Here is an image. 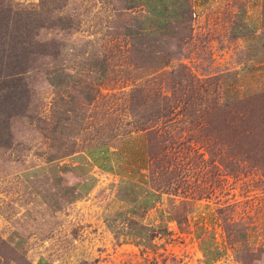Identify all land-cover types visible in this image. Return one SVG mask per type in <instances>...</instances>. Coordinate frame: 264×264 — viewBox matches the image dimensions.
Returning a JSON list of instances; mask_svg holds the SVG:
<instances>
[{"label":"rangeland","instance_id":"rangeland-1","mask_svg":"<svg viewBox=\"0 0 264 264\" xmlns=\"http://www.w3.org/2000/svg\"><path fill=\"white\" fill-rule=\"evenodd\" d=\"M194 1L0 0V264H264V0ZM137 132L147 208L55 164Z\"/></svg>","mask_w":264,"mask_h":264},{"label":"crops","instance_id":"crops-1","mask_svg":"<svg viewBox=\"0 0 264 264\" xmlns=\"http://www.w3.org/2000/svg\"><path fill=\"white\" fill-rule=\"evenodd\" d=\"M193 8H199L204 5V0H195ZM177 11V6L170 7L169 15ZM145 134L143 132L133 133L120 139L114 145H101L97 148L89 149L75 153L69 158L59 160L57 167L66 165L68 170L62 175L67 176L69 184L79 183L78 188L84 190L86 185H89L94 180V177L104 176L106 179H111L115 182V195L119 200V190H123L125 185H132V198L122 197L125 201H129L132 207L129 211H135L139 206L148 207L154 204L155 196L152 192L144 191L142 196L136 193L142 189L141 179L144 177V172L148 163V152ZM61 173V172H60ZM144 181V180H142ZM136 203V205H135ZM134 205V208H133ZM217 260L214 264H217ZM32 264H56L51 258L38 256L32 260Z\"/></svg>","mask_w":264,"mask_h":264},{"label":"trees","instance_id":"trees-1","mask_svg":"<svg viewBox=\"0 0 264 264\" xmlns=\"http://www.w3.org/2000/svg\"><path fill=\"white\" fill-rule=\"evenodd\" d=\"M172 15L180 16L178 10L175 11V13L172 14ZM27 28L30 31V28L29 27H27ZM27 28L24 27V29H27ZM27 33H28V31H25V32H22V33H19V34L26 35ZM23 35L21 37H23ZM0 40H6V39H0ZM21 40L23 41L24 39L20 38L18 41H21ZM5 52H6V50L4 51L3 54H5ZM9 55H13V54H9ZM1 64H2L1 66H5L4 71L0 72V74H1V86L3 87V89L4 88H12V90H13V87H16L17 84L23 80L22 77L19 74L22 72L21 69L22 70L23 69L27 70V68L29 67L28 63L26 61L24 62L23 60L22 61L20 60L19 64H18L19 67H20V71L6 68L7 61L6 62H2ZM17 95H19V96H17ZM26 95H27V91L25 90V86H22L21 89L16 91V92L8 93V94L4 93L3 95H1V96H3L2 98H4V99L0 100V115L6 114V105L7 104H9L8 107L10 109H12L13 111L16 112L17 111L16 110V105H15L16 102H15V99H14L15 96H17L18 98L19 97L25 98ZM3 123H4V125L0 123V143H5V140H4L3 137L5 135H8V133H7V127H8L7 117L5 118ZM249 138H254L256 140V142L261 145L260 147H264V135H263V132H252V133H250Z\"/></svg>","mask_w":264,"mask_h":264}]
</instances>
